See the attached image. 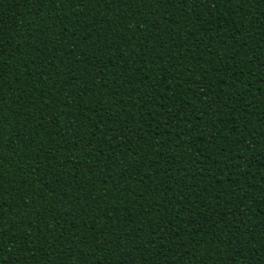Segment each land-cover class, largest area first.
Returning a JSON list of instances; mask_svg holds the SVG:
<instances>
[{
	"label": "trees",
	"instance_id": "trees-1",
	"mask_svg": "<svg viewBox=\"0 0 264 264\" xmlns=\"http://www.w3.org/2000/svg\"><path fill=\"white\" fill-rule=\"evenodd\" d=\"M0 264H264V0H0Z\"/></svg>",
	"mask_w": 264,
	"mask_h": 264
},
{
	"label": "snow or ice",
	"instance_id": "snow-or-ice-1",
	"mask_svg": "<svg viewBox=\"0 0 264 264\" xmlns=\"http://www.w3.org/2000/svg\"><path fill=\"white\" fill-rule=\"evenodd\" d=\"M66 2L69 4H74L76 2V0H66Z\"/></svg>",
	"mask_w": 264,
	"mask_h": 264
}]
</instances>
